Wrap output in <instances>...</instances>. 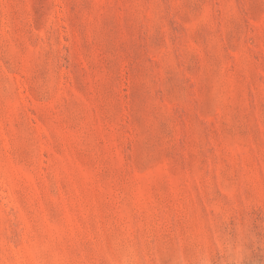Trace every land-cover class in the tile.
I'll return each mask as SVG.
<instances>
[{
	"label": "rangeland",
	"instance_id": "374dc122",
	"mask_svg": "<svg viewBox=\"0 0 264 264\" xmlns=\"http://www.w3.org/2000/svg\"><path fill=\"white\" fill-rule=\"evenodd\" d=\"M0 264H264V0H0Z\"/></svg>",
	"mask_w": 264,
	"mask_h": 264
}]
</instances>
